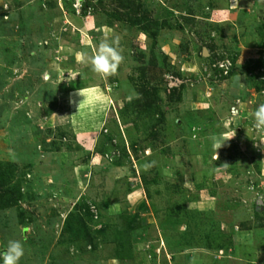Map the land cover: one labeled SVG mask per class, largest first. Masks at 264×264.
Segmentation results:
<instances>
[{"label": "rangeland", "instance_id": "obj_1", "mask_svg": "<svg viewBox=\"0 0 264 264\" xmlns=\"http://www.w3.org/2000/svg\"><path fill=\"white\" fill-rule=\"evenodd\" d=\"M261 103L264 0H0V254L264 264Z\"/></svg>", "mask_w": 264, "mask_h": 264}, {"label": "clouds", "instance_id": "obj_2", "mask_svg": "<svg viewBox=\"0 0 264 264\" xmlns=\"http://www.w3.org/2000/svg\"><path fill=\"white\" fill-rule=\"evenodd\" d=\"M78 59L89 65L91 71L99 77L108 79L117 74L120 65L124 61V56L120 50L119 38H104L99 42L93 54L79 53ZM79 95L85 97L81 89L79 90ZM82 103L79 104V107ZM252 116L254 119L253 128L258 132L264 133V103H261L255 109ZM235 135L236 132L228 138L214 141L215 151L220 149L225 141L232 139ZM228 166V164H223L220 167L227 168ZM149 167L150 165L148 164L144 165L145 170H148ZM24 254V244L20 240H9L5 252L0 254V256H2L3 264H19Z\"/></svg>", "mask_w": 264, "mask_h": 264}, {"label": "built area", "instance_id": "obj_3", "mask_svg": "<svg viewBox=\"0 0 264 264\" xmlns=\"http://www.w3.org/2000/svg\"><path fill=\"white\" fill-rule=\"evenodd\" d=\"M219 67L223 68L224 67V62H221V64H219Z\"/></svg>", "mask_w": 264, "mask_h": 264}, {"label": "water", "instance_id": "obj_4", "mask_svg": "<svg viewBox=\"0 0 264 264\" xmlns=\"http://www.w3.org/2000/svg\"><path fill=\"white\" fill-rule=\"evenodd\" d=\"M203 55L206 56V49H203Z\"/></svg>", "mask_w": 264, "mask_h": 264}, {"label": "crops", "instance_id": "obj_5", "mask_svg": "<svg viewBox=\"0 0 264 264\" xmlns=\"http://www.w3.org/2000/svg\"><path fill=\"white\" fill-rule=\"evenodd\" d=\"M227 14V13H226Z\"/></svg>", "mask_w": 264, "mask_h": 264}]
</instances>
